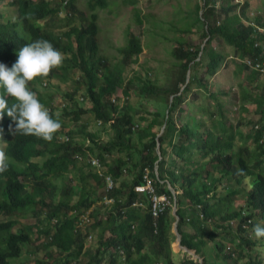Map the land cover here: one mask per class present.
Masks as SVG:
<instances>
[{
  "label": "trees",
  "instance_id": "16d2710c",
  "mask_svg": "<svg viewBox=\"0 0 264 264\" xmlns=\"http://www.w3.org/2000/svg\"><path fill=\"white\" fill-rule=\"evenodd\" d=\"M3 5L14 7L16 16L0 13V62L10 67L19 48L37 39L49 40L64 59L29 82L61 121L52 140L22 134L6 113L0 119V151L11 159L0 172V215L19 217L33 208L36 218L27 225L17 217L0 221V264H10L37 241L47 255L64 253L60 264H80L93 231L99 239L88 264H264V237L252 238L253 226L264 220V16L258 11L249 17V0L196 3L184 27L174 31L173 65L163 84L149 77L152 69L145 76L127 73L144 51L139 34L127 31L113 65L99 53L98 11L108 0H88L84 10L77 0H0ZM55 24L68 29L57 33ZM192 28L203 45L178 36ZM227 62L234 63L238 94L233 87L214 88L212 77ZM70 72L79 73L72 83L77 87L61 93L68 103L57 110L52 80L67 83ZM119 88L121 98L114 96ZM88 114L107 140L88 131L89 124L73 129L70 122ZM90 157L114 179L109 189ZM146 171L176 214L169 206L154 218L150 196L136 191ZM176 221L181 245L204 256L203 262L174 251ZM16 224L21 226L13 230Z\"/></svg>",
  "mask_w": 264,
  "mask_h": 264
},
{
  "label": "rangeland",
  "instance_id": "374dc122",
  "mask_svg": "<svg viewBox=\"0 0 264 264\" xmlns=\"http://www.w3.org/2000/svg\"><path fill=\"white\" fill-rule=\"evenodd\" d=\"M55 3L59 0H53ZM135 1L134 3H132ZM201 0H108L109 5L105 9H100L98 24L100 27L99 35H98V42H99V53L105 56L111 64H115L119 58H121L120 53L118 51V47H122L127 42V31H131L135 34H139L143 41L144 51L139 56L138 63L133 64L129 67L127 73L131 75L133 71L140 72L143 76L146 75L148 72L147 69H152L151 75L149 77L152 81H157L159 84L165 83V75L167 76V72L171 65H173V56L170 53V50L175 45L174 36L176 35L175 30L184 27L185 22L190 18L192 11L196 3H200ZM244 2L245 0H237ZM250 7H249V17H254V15L259 11L264 16V0H249ZM88 0H77V5L81 10H84L87 7ZM0 13L4 14L7 18H14L16 16L15 8L7 5H3L0 7ZM137 13L140 14L142 23L140 24L137 21ZM78 18L76 19V21ZM57 27L55 31L57 33L66 31L68 27H61L55 24ZM192 33L190 34H183L178 33V36H184L189 41L194 44L200 45L204 43V40L201 38L200 32L197 31L196 28H192ZM219 44V41L214 42L216 46ZM203 45V44H202ZM228 51H231L228 48ZM232 53V52H231ZM231 53L229 58L231 57ZM234 70V63L227 62L225 66H223L216 76L212 77V82L214 83V88H231L235 90L233 93L238 94V89L236 87L237 80L233 75ZM75 71V70H74ZM61 72V70H58ZM77 72H70L69 73V82H62L58 79L52 80L51 91L54 90L55 92V99H54V107H58L57 110H60V106L62 107V103H68L64 95L65 91L73 92L77 86H74V83L77 80L79 73L74 74ZM75 84V83H74ZM76 85V84H75ZM122 89H118L115 93V97L121 98L123 96ZM77 98L82 99V94H79ZM134 103L138 101V98H134L132 100ZM85 105L88 108V103H80ZM153 104H149L153 108ZM253 107L252 104H249ZM147 107V105H144ZM237 108V104L235 105ZM234 106V111L232 112V120L236 121L237 117L239 116L237 112V108ZM71 126L73 125V129L80 130L83 124L88 125V131H94L99 134L102 140H107L106 131L101 128V126L97 125L93 116L91 114L85 115V117L78 123L75 124L74 122H70ZM61 129V128H60ZM70 127L67 126L65 131L69 130ZM76 139L83 140L82 137H77ZM88 145V144H87ZM8 160H11L8 158ZM72 174L66 177L65 182L71 179ZM127 179L131 178V175H126ZM58 185H62L61 178L56 180ZM95 184V182H93ZM65 184V183H64ZM63 184V185H64ZM242 196L238 197V200L234 203L236 209L239 207L240 202L242 201L239 199ZM0 199H2V194L0 193ZM93 208V207H92ZM92 209L88 210L87 212H91ZM35 211L33 208H29L26 210H22L20 212V216H2L0 215V221L3 220H11L13 218H18L19 223L21 222L23 225H27L31 222H35L36 218L34 217ZM264 222V220H262ZM20 223V224H21ZM211 227V226H210ZM189 231H192L189 227ZM35 232V230H34ZM173 232L177 234L172 247L174 251L181 257V258H193L196 261L203 262L204 258L202 255L199 254H191L185 252L183 248H181V243L178 241V232L174 229ZM91 239H87L85 248L88 250L86 253L84 252L82 256V260L80 264H88L91 257L88 252L92 250L95 251V248L98 245L99 233L93 231ZM35 237V235H34ZM252 238H258L257 241L261 237H257L255 233H252ZM40 242H36L37 246L32 243L24 249L23 254L21 257L17 259H12L10 264H35L36 259H45L46 261L49 260L48 264H60L59 260L61 258H65V254L59 253L57 250H54L52 254L47 255V250L40 245ZM255 248V246H254ZM250 250H253L250 248ZM50 252V250H48ZM91 252V251H90ZM80 256V257H81ZM210 258V257H209ZM62 260V259H61ZM235 263V262H234ZM240 264H243V261H239Z\"/></svg>",
  "mask_w": 264,
  "mask_h": 264
},
{
  "label": "clouds",
  "instance_id": "9594fccd",
  "mask_svg": "<svg viewBox=\"0 0 264 264\" xmlns=\"http://www.w3.org/2000/svg\"><path fill=\"white\" fill-rule=\"evenodd\" d=\"M63 59V54L55 48L49 40L37 39L19 48L17 59L10 67L0 62V119H2L6 113L15 123V129L22 134H32L44 140H52L53 134L61 128V121L50 114L49 109L40 101L37 93L29 86V82L36 77L46 76L53 68L60 66ZM8 97L13 98L12 102H9ZM1 135L2 133L0 132V138ZM63 138L68 139L65 136ZM93 159L96 158H89L95 169L106 179L110 177L111 180L114 181L109 174H104L103 164L98 167L92 163ZM8 167V157L5 152L0 151V172L6 170ZM143 184H145V182L139 186H143ZM109 187L108 181L107 188L109 189ZM137 187V192L140 194L146 193V191H138ZM172 207L174 213L176 206L174 205ZM7 216L8 215H6V217ZM6 221L9 220H5V222ZM20 226V224H16L13 230ZM253 231L257 237H264V222L256 223L253 226ZM26 247L27 246H25L24 249ZM181 248L187 253L196 254L195 250H189L182 245ZM12 259L17 258H10L9 261L11 262ZM121 260L123 261L122 256ZM73 264H78V262L76 261Z\"/></svg>",
  "mask_w": 264,
  "mask_h": 264
},
{
  "label": "built area",
  "instance_id": "2783aa9c",
  "mask_svg": "<svg viewBox=\"0 0 264 264\" xmlns=\"http://www.w3.org/2000/svg\"><path fill=\"white\" fill-rule=\"evenodd\" d=\"M263 53H264V46H263ZM92 163L98 167L101 166V163L97 159H93ZM109 181V186L113 185V182L110 177L107 178ZM144 182L143 186L137 187V190L140 192H145L150 196V204H151V211L154 218H158L159 215L169 206H174L171 200L166 197L165 195H157L153 186L152 180L149 176V172L146 171L144 174Z\"/></svg>",
  "mask_w": 264,
  "mask_h": 264
},
{
  "label": "water",
  "instance_id": "95a60500",
  "mask_svg": "<svg viewBox=\"0 0 264 264\" xmlns=\"http://www.w3.org/2000/svg\"><path fill=\"white\" fill-rule=\"evenodd\" d=\"M189 74H190V71L188 72V81H189ZM174 214H176V209H174ZM175 230H177V222L175 223V227H174ZM178 232V230H177ZM179 242H180V236H179Z\"/></svg>",
  "mask_w": 264,
  "mask_h": 264
},
{
  "label": "crops",
  "instance_id": "0c3cea01",
  "mask_svg": "<svg viewBox=\"0 0 264 264\" xmlns=\"http://www.w3.org/2000/svg\"><path fill=\"white\" fill-rule=\"evenodd\" d=\"M180 257V256H179Z\"/></svg>",
  "mask_w": 264,
  "mask_h": 264
}]
</instances>
